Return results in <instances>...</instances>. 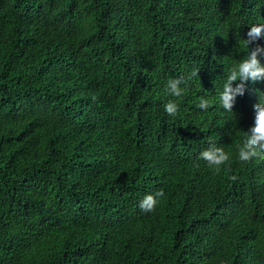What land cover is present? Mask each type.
I'll use <instances>...</instances> for the list:
<instances>
[{
	"label": "trees",
	"instance_id": "obj_1",
	"mask_svg": "<svg viewBox=\"0 0 264 264\" xmlns=\"http://www.w3.org/2000/svg\"><path fill=\"white\" fill-rule=\"evenodd\" d=\"M260 23L264 0H0V264H264V154L237 158L264 80L217 99Z\"/></svg>",
	"mask_w": 264,
	"mask_h": 264
},
{
	"label": "clouds",
	"instance_id": "obj_2",
	"mask_svg": "<svg viewBox=\"0 0 264 264\" xmlns=\"http://www.w3.org/2000/svg\"><path fill=\"white\" fill-rule=\"evenodd\" d=\"M264 37V23L253 24L248 27L246 38L241 39L247 45V53L236 62L228 65L222 84V90L218 94V102L221 107L231 112L232 106L237 94L243 95L244 83L246 81L260 82L264 80V64L261 58H264V46L257 43L260 38ZM250 45H254L250 47ZM197 73H193L196 75ZM239 81L236 87H232V82ZM182 79H170L165 86V94L171 97L180 98L184 95V88L180 85ZM259 96V102L254 105V123L250 132L245 133L242 142L237 149V158L240 162H248L253 157L264 154V92L256 90ZM209 102L201 99L199 107L207 109ZM179 105L176 100H169L165 105V111L175 116L178 112ZM200 158L206 161L207 166L215 172H219L221 166L231 160L229 152L223 148L211 145L209 148L200 153ZM235 179V177H233ZM164 196V192L146 193L139 201V208L144 212H151L155 209L159 198Z\"/></svg>",
	"mask_w": 264,
	"mask_h": 264
}]
</instances>
